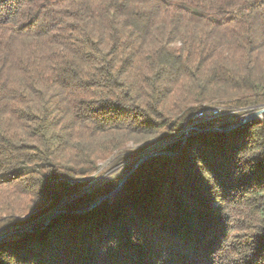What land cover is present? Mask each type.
<instances>
[{"label": "trees", "instance_id": "1", "mask_svg": "<svg viewBox=\"0 0 264 264\" xmlns=\"http://www.w3.org/2000/svg\"><path fill=\"white\" fill-rule=\"evenodd\" d=\"M262 105L264 0H0V264H264V114L85 190Z\"/></svg>", "mask_w": 264, "mask_h": 264}, {"label": "water", "instance_id": "2", "mask_svg": "<svg viewBox=\"0 0 264 264\" xmlns=\"http://www.w3.org/2000/svg\"><path fill=\"white\" fill-rule=\"evenodd\" d=\"M263 114H264V105L260 106L259 108L255 109V110H253L251 112H248V113L244 114L242 116V119H241V122L240 123L232 124V125H230L228 127L216 126L214 124V125L209 126L207 130L208 131H229V130H232L234 128H237V127L243 125L244 123L250 122V121H252L254 119H257V118H261L263 116ZM202 130H205V129H201L200 127H196V126L187 127V129L183 133V139H184V141L187 140V138L189 137L191 131L194 132V131H202ZM176 153H178V152H166L164 150H161V151H158V152H155V153H148V154L144 155L143 157H141L137 161V163L134 165V168L132 169V171H134L135 168H137L142 162H144V161H146L148 159H151V158L156 157V156H159V155L173 156ZM129 174H127L121 180L120 186L117 188V190L114 193H116L118 190L121 189V187L123 186L124 182L128 178ZM108 197L109 196H103L97 202H95L94 204H92L88 209L95 207L97 204H99L100 202L104 201ZM63 204H65V202H63L61 205H59L57 207H54L53 209H51L50 211H48L46 214H44L43 216H41L38 220H40L42 217H44L45 218L44 219V224H47L53 217L57 216L60 213V206H62ZM5 237H6V235H4V234L2 236H0V241L2 239H4Z\"/></svg>", "mask_w": 264, "mask_h": 264}, {"label": "rangeland", "instance_id": "3", "mask_svg": "<svg viewBox=\"0 0 264 264\" xmlns=\"http://www.w3.org/2000/svg\"><path fill=\"white\" fill-rule=\"evenodd\" d=\"M239 110V109H237ZM236 114V113H235ZM246 114V113H244ZM242 114L241 116L237 117L236 115H233L231 117H228L226 119H220L217 122V124H219L220 126L222 124H228V123H234L235 121H238L237 123H240L241 122V119H242V116L244 115ZM215 124V123H214ZM245 124V123H244ZM188 127H190L188 125ZM192 133L194 132H190V135H192ZM189 135V136H190ZM183 136V135H182ZM165 143H169V141H165V142H162V143H157L155 145H153L152 147L144 150L143 152L139 153V154H134V155H131L130 158L128 160H126L125 162H123L122 164L118 165L117 167H115L114 169L108 171V172H105L104 169H105V166L106 164L103 163L101 164L99 170L94 174L93 176V179L92 181L90 182V184L85 188L86 191H90L92 188L96 187L97 185L103 183L104 181L114 177L115 175L117 174H121V173H124V171L126 170L127 167L131 166L132 163H134L135 161H137L138 159H140L141 157H143L144 155L148 154V153H155V152H158V151H161L164 149L165 147ZM129 149H134L136 148L135 145L133 144H130L129 146ZM9 174H1L0 175V179L2 178H6L8 177ZM45 218L42 217L40 220H44Z\"/></svg>", "mask_w": 264, "mask_h": 264}, {"label": "built area", "instance_id": "4", "mask_svg": "<svg viewBox=\"0 0 264 264\" xmlns=\"http://www.w3.org/2000/svg\"><path fill=\"white\" fill-rule=\"evenodd\" d=\"M240 111H242V110L227 109V108L218 107V106H207V107L199 110L196 114H194V116L191 118V123L189 124V126H192V127L196 126V127H200V128L202 126H205L204 129L207 130L209 127V126H207L208 124L214 122L216 126H220L219 124H217L216 121H218L220 119L231 117V116L235 115V113H238ZM187 127L182 132H180V134L178 136H176L173 140H170L168 144H170L171 142H173L175 140H179L180 138H182L183 137L182 135H183L184 131L187 129ZM166 145H167V143H165V147H166Z\"/></svg>", "mask_w": 264, "mask_h": 264}]
</instances>
